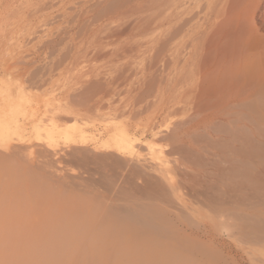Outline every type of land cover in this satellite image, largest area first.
Wrapping results in <instances>:
<instances>
[{"label":"rangeland","instance_id":"1","mask_svg":"<svg viewBox=\"0 0 264 264\" xmlns=\"http://www.w3.org/2000/svg\"><path fill=\"white\" fill-rule=\"evenodd\" d=\"M166 1L174 9L184 5L179 0ZM164 2L0 0V264H264L262 93L252 125L256 153L253 160L246 152L242 155L240 188L233 189V178L226 179L221 173L226 167H235L231 162L217 164L221 169L214 170L205 183L196 184L200 196L192 198L190 207L196 210L194 221L201 227L185 231L169 215L164 232L144 231L112 214L113 207L122 205L140 214L147 203L153 211H146L153 216L163 206L159 200L128 193V186L109 195L110 166H102L119 158L137 165L147 162L146 158H169L168 141L142 134L151 110L148 94L155 90L151 83L158 88L159 80L157 74L152 78L144 73L149 51L145 56L144 49H136L137 58L128 52V46L143 42L145 33L125 30L137 17L152 15L155 21L149 27L154 28L151 33L144 30L148 42L143 39L154 42L152 35L159 28ZM254 24L257 29L261 26L257 17ZM222 55L219 51L217 58ZM214 57L210 54L208 62ZM137 107L147 110L135 112ZM246 119L245 124L237 125L245 127L240 131L245 149L251 133L249 117ZM169 122L172 126L175 119ZM200 134L201 144L212 146V140ZM121 137L124 147L119 148L115 139ZM75 148L85 150L86 159L92 154L95 160L101 154L100 161H107L104 165H99L103 163L99 159L95 160L98 165L94 160L95 164L87 163ZM22 158L27 162H21ZM204 159L210 162L213 158L206 155ZM78 160L81 164L86 161L84 166L79 163L83 169L76 164ZM47 161L54 162L53 169L39 170L41 162L42 168L47 167ZM86 169L96 180L90 182ZM99 171L107 182L101 181L102 174L97 178ZM82 178L89 185L94 181L96 188ZM73 184L79 186L77 190ZM216 209L226 216L218 218ZM222 225L229 227L230 234L236 227L239 231L235 237H227L219 233Z\"/></svg>","mask_w":264,"mask_h":264},{"label":"bare ground","instance_id":"2","mask_svg":"<svg viewBox=\"0 0 264 264\" xmlns=\"http://www.w3.org/2000/svg\"><path fill=\"white\" fill-rule=\"evenodd\" d=\"M179 1L184 5L175 7V9L172 6L173 4H169L166 0L163 3L157 20L159 28L153 32L154 35L152 36L155 40L152 43L148 44L144 41L146 39L144 38L146 34L144 30H149L151 33L150 30L154 28L149 27L151 22L155 21L152 15L139 16L141 19L137 17L136 20L128 22V25L125 26L127 27L125 30L134 28L136 32L137 30H143V33H145L142 36L143 42L135 41L132 45H129L130 47L128 46V52L132 55L134 53V56L137 57V51L140 48L144 49L145 56L146 51H149V60L144 57L147 58V60L145 59L146 62L148 61L147 66L145 65L146 69L144 67L147 72L144 73L148 76L157 74L156 78L158 77V79L156 80H159V87H156L157 83H151V87L155 90L148 94L149 97L146 96L148 97V105L151 107L148 108L151 110L147 115V122L142 134H152L158 139L168 141L167 155L169 158L164 160L162 158L147 160L146 158L147 162L137 165L124 162L121 158L118 161L116 160L118 157L114 156L116 161H110L111 165L108 164L109 161L105 158L103 159L108 162H106L107 165H104L105 160H101L103 163L99 164H103V168L110 166L107 169L111 173L110 176H107L110 179H107L110 183L109 189L113 187L114 189L112 191L108 189L107 191L106 188H103L109 195L112 196L118 189L121 190V188L124 189L123 186H128V193H138L137 195H141L142 198L149 201L150 199L159 200L163 205L160 206L158 211L154 210L152 212L158 222H154L153 218L155 217L148 215L150 213L147 211L153 210L148 208L147 203L142 205L140 214L131 211V208L124 205L113 207L112 214L122 219H128V222L144 231L159 233L165 231L164 220L169 215L178 220L181 223V228L185 231L192 229L194 226L201 227L199 221H194V218L197 217L196 210L192 209L190 205L192 204V198L196 200L200 196L196 190V184L205 183L206 178L213 176L214 170L221 169L217 164L231 162L235 165V167H230L232 169H229V167L224 168L221 173H224L226 179L233 178L235 182L233 189L238 190L240 188L239 176L241 173L240 166H243L242 155L246 152L253 160L252 158L256 153V141L252 125L256 123L258 95L264 94V35L262 33L264 32V0ZM175 4L177 3L175 2ZM256 17L261 22L259 29L255 28L254 20L256 21ZM145 37H147V34ZM136 49L137 51H135ZM219 51L224 54L220 59L217 58ZM212 53L215 54L214 61L209 63L208 58ZM142 76L145 78V74ZM146 78L149 77L146 76ZM141 82L140 84H143ZM135 89L138 88L135 86ZM137 108L135 112L147 110V107H143L145 109ZM246 116L249 117L251 133L246 139L247 147L245 149V141L240 133L243 129L245 130V127L241 128L237 125L241 121L245 124ZM172 117L175 122L170 126L169 119ZM161 127H163L162 130ZM199 134L208 137V139L210 138L212 146H203L198 139ZM122 138L115 139V144L119 148L124 147L125 140ZM234 143H238V145ZM210 148L212 149L210 150ZM10 149L13 151L14 148L10 147ZM16 149V151L21 150ZM74 151L79 153L80 150L75 148ZM80 152L84 153L79 154L84 155L85 158L86 151ZM12 153L16 156L19 154L18 152ZM74 155L71 154V157ZM91 155L87 158L88 160L83 159L88 161L87 163L90 160L94 162L99 159L100 161L98 157L101 154H98V157L95 155L97 159H93L94 161L91 159L93 157ZM113 155L112 153L111 156ZM206 155L212 156V162L204 159ZM100 157L102 159L103 156ZM23 159H21V162ZM25 160L24 162H27ZM79 160H81V157ZM79 160L76 164H81ZM84 160H82L83 166L86 164V161L85 164L83 163ZM109 160H111L110 157ZM95 162L97 163V161ZM52 163L47 161V167L44 164L43 168L41 167L42 162L40 166L38 165L39 167L36 165L37 163L34 166L36 165L39 170L44 168H51L52 170V167L55 166ZM49 164L52 166H49ZM238 164L240 165L238 166ZM83 166H80L81 169L84 168ZM35 169L38 170L36 167ZM64 169L61 170L64 171ZM90 169L93 171L92 168ZM99 170L101 169L99 168ZM85 171L86 176L93 173L91 171L90 173L87 169ZM77 172L79 173V171ZM98 173L100 175L97 174L99 175L97 178L102 174L101 181L103 183L107 182L103 179V173L100 171ZM65 175L68 177L67 174ZM89 175L87 177L90 178L91 182L94 175L92 174L91 177ZM72 176L73 178L76 177V175ZM84 178L86 179V177ZM85 179L83 180L85 181ZM85 182L88 184V180ZM93 182L90 184L91 186L95 183ZM69 184L72 185V183ZM94 185L92 187L96 188L97 185ZM77 187L75 186L74 189ZM217 209L215 213L218 218L226 216L224 211H218ZM202 219H205V217L201 216ZM159 224H162V226L159 227ZM203 224L205 225V223ZM228 228V226L222 225L219 233L227 237H235L239 228L236 227L233 234L228 232Z\"/></svg>","mask_w":264,"mask_h":264}]
</instances>
